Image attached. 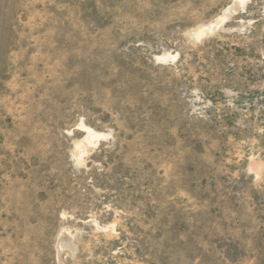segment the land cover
Returning a JSON list of instances; mask_svg holds the SVG:
<instances>
[{
	"label": "rangeland",
	"instance_id": "obj_1",
	"mask_svg": "<svg viewBox=\"0 0 264 264\" xmlns=\"http://www.w3.org/2000/svg\"><path fill=\"white\" fill-rule=\"evenodd\" d=\"M0 264H264V0H0Z\"/></svg>",
	"mask_w": 264,
	"mask_h": 264
},
{
	"label": "bare ground",
	"instance_id": "obj_2",
	"mask_svg": "<svg viewBox=\"0 0 264 264\" xmlns=\"http://www.w3.org/2000/svg\"><path fill=\"white\" fill-rule=\"evenodd\" d=\"M88 133H89V135H93V134H90V133H92V132H90V130H89V132H88Z\"/></svg>",
	"mask_w": 264,
	"mask_h": 264
}]
</instances>
